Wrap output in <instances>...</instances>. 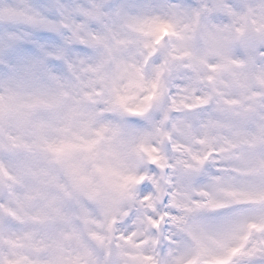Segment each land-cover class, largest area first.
Listing matches in <instances>:
<instances>
[{
  "label": "snow or ice",
  "instance_id": "6c2138e0",
  "mask_svg": "<svg viewBox=\"0 0 264 264\" xmlns=\"http://www.w3.org/2000/svg\"><path fill=\"white\" fill-rule=\"evenodd\" d=\"M0 264H264V0H0Z\"/></svg>",
  "mask_w": 264,
  "mask_h": 264
}]
</instances>
